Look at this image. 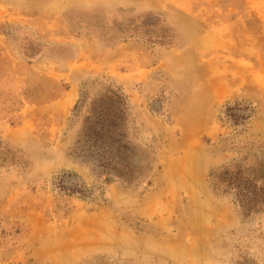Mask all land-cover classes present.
I'll return each mask as SVG.
<instances>
[{
    "label": "rangeland",
    "instance_id": "obj_1",
    "mask_svg": "<svg viewBox=\"0 0 264 264\" xmlns=\"http://www.w3.org/2000/svg\"><path fill=\"white\" fill-rule=\"evenodd\" d=\"M225 172L264 192V0H0V264H264Z\"/></svg>",
    "mask_w": 264,
    "mask_h": 264
},
{
    "label": "trees",
    "instance_id": "obj_2",
    "mask_svg": "<svg viewBox=\"0 0 264 264\" xmlns=\"http://www.w3.org/2000/svg\"><path fill=\"white\" fill-rule=\"evenodd\" d=\"M117 130V124H91L84 131V137L87 138L85 144L89 143L91 148L98 151V155H100V158L97 159L100 166L106 163L113 165V168L122 166L119 158V146L116 148L120 143ZM103 159L106 160L105 163H103ZM220 179L222 183L227 184L230 189L236 192L239 206L244 214L249 215L251 212L264 207V192L261 193L254 185L251 186L252 183L248 180H244L238 174L234 176L229 172H225Z\"/></svg>",
    "mask_w": 264,
    "mask_h": 264
}]
</instances>
